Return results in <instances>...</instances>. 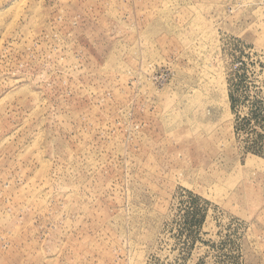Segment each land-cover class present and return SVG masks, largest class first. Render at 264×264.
I'll return each mask as SVG.
<instances>
[{"label": "rangeland", "instance_id": "rangeland-1", "mask_svg": "<svg viewBox=\"0 0 264 264\" xmlns=\"http://www.w3.org/2000/svg\"><path fill=\"white\" fill-rule=\"evenodd\" d=\"M0 264H264V0H0Z\"/></svg>", "mask_w": 264, "mask_h": 264}]
</instances>
